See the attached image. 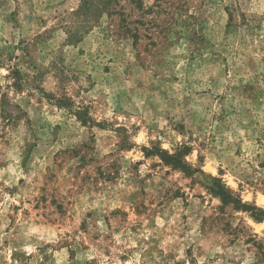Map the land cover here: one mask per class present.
<instances>
[{
  "label": "clouds",
  "instance_id": "clouds-1",
  "mask_svg": "<svg viewBox=\"0 0 264 264\" xmlns=\"http://www.w3.org/2000/svg\"><path fill=\"white\" fill-rule=\"evenodd\" d=\"M0 264H264V0H0Z\"/></svg>",
  "mask_w": 264,
  "mask_h": 264
}]
</instances>
